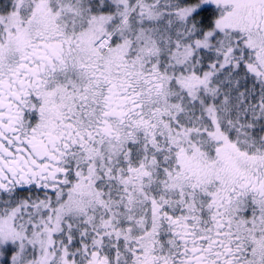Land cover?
<instances>
[{
    "label": "snow or ice",
    "instance_id": "snow-or-ice-1",
    "mask_svg": "<svg viewBox=\"0 0 264 264\" xmlns=\"http://www.w3.org/2000/svg\"><path fill=\"white\" fill-rule=\"evenodd\" d=\"M0 264H264V0H0Z\"/></svg>",
    "mask_w": 264,
    "mask_h": 264
}]
</instances>
